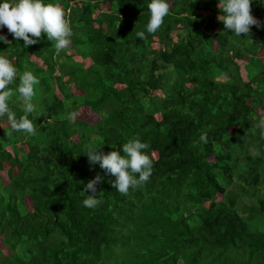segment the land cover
I'll use <instances>...</instances> for the list:
<instances>
[{"label": "trees", "instance_id": "16d2710c", "mask_svg": "<svg viewBox=\"0 0 264 264\" xmlns=\"http://www.w3.org/2000/svg\"><path fill=\"white\" fill-rule=\"evenodd\" d=\"M44 2L66 10L74 52L57 54L46 33L25 48L0 29L13 89L25 71L40 79L37 134L0 119V264H264V135L252 127L264 115V27L236 36L219 0H171L155 34L151 0ZM252 12L264 23V0ZM10 107L23 114L16 96ZM80 107L98 119H69ZM137 137L153 171L121 195L85 152L123 154ZM98 174L102 203L85 207Z\"/></svg>", "mask_w": 264, "mask_h": 264}, {"label": "clouds", "instance_id": "9594fccd", "mask_svg": "<svg viewBox=\"0 0 264 264\" xmlns=\"http://www.w3.org/2000/svg\"><path fill=\"white\" fill-rule=\"evenodd\" d=\"M252 3L253 0H219L218 7L222 14L217 19L224 24L225 29L236 36H249L253 26L264 27V23L254 16ZM147 7L150 18L146 31L155 34L170 14L171 0H151ZM5 27L15 40L24 41L25 48L36 44L42 33H46L47 39L54 42L57 54L70 47L75 35L66 10L59 4L45 3L44 0H3V3H0V29ZM137 37L146 39L145 32H138ZM0 41L11 43L3 34H0ZM18 71L14 58L6 52L0 54V119L6 117L13 132L34 136L37 134L36 127L33 119L29 117L37 109L34 98L40 79L32 71H25L19 77L18 86L13 89ZM14 96L22 105L23 114L19 118L10 107ZM74 116L75 113H72L68 118L72 119ZM252 127L260 129L264 135V115H261ZM199 140L207 143V133H201ZM111 147L115 150L104 152L100 147L88 145L85 153L90 165L99 164L106 173L115 177L112 187L117 192L128 195L130 189H138L150 180L154 159L146 151L149 148L146 142H142L138 137L128 140L122 145L123 154L115 145L111 144ZM250 151L254 156L259 155L255 149ZM102 180L103 177L98 174L87 182L82 192L91 194L83 200L85 207L95 208L102 203L100 197L104 192L100 191L97 195V185Z\"/></svg>", "mask_w": 264, "mask_h": 264}, {"label": "rangeland", "instance_id": "374dc122", "mask_svg": "<svg viewBox=\"0 0 264 264\" xmlns=\"http://www.w3.org/2000/svg\"><path fill=\"white\" fill-rule=\"evenodd\" d=\"M215 28H217V25H214ZM174 37V36H173ZM68 52H74L72 49L70 50H67ZM263 51V49H259L258 50V53H261ZM32 59H35L37 60L38 62H40L39 59H37L34 55H31ZM74 58L78 61H86V63H89V59H82L80 56L76 55L74 56ZM262 58L264 59V56H262ZM239 63L241 64V73L242 75L244 76L245 75V72H244V68H243V63H244V60H240ZM261 110L262 109H259L258 112L261 113ZM75 116L80 118V119H85L89 122H94L98 119V116L90 111V109L88 107H80L78 110L75 111ZM2 127V123H0V128Z\"/></svg>", "mask_w": 264, "mask_h": 264}]
</instances>
